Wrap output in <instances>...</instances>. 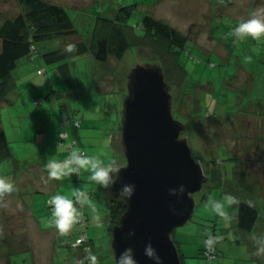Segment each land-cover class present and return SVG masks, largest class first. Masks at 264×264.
I'll use <instances>...</instances> for the list:
<instances>
[{"label":"rangeland","instance_id":"374dc122","mask_svg":"<svg viewBox=\"0 0 264 264\" xmlns=\"http://www.w3.org/2000/svg\"><path fill=\"white\" fill-rule=\"evenodd\" d=\"M52 1L66 7L78 32L66 38L36 43L38 50L19 60L13 71L16 86L8 99L0 103V126L6 131L14 153L12 158L0 163V176L6 177L10 183L17 182L15 185L18 186L12 196L0 200V242L10 238V245L5 246L6 252L18 251L11 255L13 264H43L40 258L48 253V245L52 243L55 244L56 264L75 261L79 264L86 257L90 260L91 255L97 257L96 264H116L107 204L112 197L111 190L90 181L89 173L83 170L80 180L75 173L54 180L48 179L43 167L17 168L13 162L36 161L33 156L40 151L49 153L46 154L47 160L66 159L68 144H60L56 141L58 136L51 135L61 129H68L71 137L78 136L89 156H98L107 163L111 159L118 160L117 150L125 158L120 127L128 74L137 63H155L153 51L134 47L122 58L111 55L106 62L90 52L74 55L69 58L77 83L73 89L60 75L57 65L47 63L42 54L59 48L66 41L89 42L95 16L99 13L108 16V8L115 10L122 5L138 3L130 18L132 24L139 22L146 13L155 15L160 10L165 18L169 11L165 4L156 10L154 5L158 0ZM176 1L182 2L181 9L185 8V0ZM21 11L16 0H0V25ZM259 13L264 14V11ZM234 21L228 14L222 24L216 22L219 29L216 40L196 38L209 48L190 38L186 48L179 51L178 59L184 74L180 72L173 76L164 69L169 84L182 83L171 86L173 114L185 123L182 136L188 138L193 156L202 163L207 177L203 188L194 194L196 206L191 218L171 234L178 242L175 241L180 255L187 260L181 264H206V259L198 254V247L203 245L202 237L200 240L193 237L195 230L201 227L215 229V236L219 237L216 244L222 254L217 264H264V252H258V248L264 245V108L250 104L246 112L240 111L250 100L256 105H264V38L259 41L252 37L237 39L230 35L235 27ZM194 30L198 29L195 27ZM219 43L228 47V53ZM247 66H252V70ZM44 67L46 71L38 73V69ZM36 98L41 103L36 104ZM63 110L70 115L64 126L61 124ZM75 117L82 119L81 129L70 125L71 118L74 120ZM58 145L64 150L57 149ZM29 153L31 156H27ZM42 162L45 165L48 161L39 160L40 164ZM121 163L124 165L126 160ZM77 189L84 192L96 210L93 212L86 203L85 227L77 222L67 234L60 235L49 224L51 208L54 207L49 200L57 193L71 196ZM228 195L235 197L236 202L229 204ZM210 199L222 201L225 215L212 210ZM241 200L257 206L262 215L257 228L259 240L252 243L256 251L249 248L248 232L236 223L226 226L230 223L232 209L235 219ZM30 215L37 219V227L32 224ZM86 232L90 238L84 246L75 244L76 236ZM26 238L32 242L29 249H26ZM256 256L261 257V263ZM5 257L0 250L1 264H4Z\"/></svg>","mask_w":264,"mask_h":264},{"label":"water","instance_id":"95a60500","mask_svg":"<svg viewBox=\"0 0 264 264\" xmlns=\"http://www.w3.org/2000/svg\"><path fill=\"white\" fill-rule=\"evenodd\" d=\"M185 123L173 114L171 85L157 63H137L128 74L123 102L121 138L126 163L111 194L134 184L128 208L112 229L115 261L126 248L136 264H157L145 255L151 243L160 264H181L182 256L171 234L191 218L196 198L207 180L202 163L182 136ZM184 191L171 194L172 188ZM128 232L134 233L131 237Z\"/></svg>","mask_w":264,"mask_h":264},{"label":"trees","instance_id":"16d2710c","mask_svg":"<svg viewBox=\"0 0 264 264\" xmlns=\"http://www.w3.org/2000/svg\"><path fill=\"white\" fill-rule=\"evenodd\" d=\"M16 1L21 6L22 11L14 18H6L0 25V103L8 99V95L16 86L13 78V71L17 67L19 60L26 56L33 55V53L38 50L36 43L55 38H66L78 32L71 15L61 3L52 0ZM137 6V3L122 5L116 9L115 15L112 17L100 13L97 14L90 33L89 42L86 40H79L77 42L68 41L59 48L44 52L42 58L47 63L57 65L60 75L66 81L70 89L76 88L77 83L72 72L69 58L77 54L89 52L98 60L106 62L111 55L116 58H122L129 49L134 47L148 48L153 51L156 57L154 62L160 64L169 74L172 73L173 76L178 73L180 74V72L184 74L185 70L182 68L183 66L178 59L179 51L186 48L190 38H192V33L182 32L169 22L148 13L141 17L139 22L132 24L130 18ZM71 45L76 46L77 52H67V48ZM45 71V67L38 69V73H43ZM175 84L182 85V83L179 82H174L170 85L174 86ZM100 92L102 91L100 90ZM35 100L36 104L41 103L37 98ZM250 104H252L251 101L244 103L246 107L240 108V111L246 112ZM252 105L256 108H261L259 104ZM68 119H70L69 113L63 110L61 124L64 126L66 123L65 120ZM70 121V125L74 128H82L83 122L81 118L75 117L74 120L71 118ZM66 130L68 129H61V131L57 133L58 137L56 141H59L60 144L64 142V145L68 144V152L72 149H77L79 152L84 151V155H87L85 147L79 142V137L76 135L71 137ZM13 155L12 146L6 131L0 128V163L8 160V158H12ZM13 164L15 167L17 166V168L26 169L30 167V162L28 163L27 161L20 162L15 160ZM81 174L82 170L79 175L75 174V177L80 180ZM229 186L230 184H228V187ZM244 200L250 201L249 199ZM244 200H241L238 204L236 222L235 219H230V223L226 226H231L236 223L240 229L249 233L250 236L248 240L252 238L250 240L251 244V242L255 241V239L258 238L257 236H259L257 228L262 215L257 206ZM107 204L111 219V229H113V226L119 223L121 216L126 212L128 205L124 198L120 196L109 197ZM77 206L84 215H86V203L82 205L78 204ZM232 211L230 213L231 217L234 213H232ZM86 224L87 216H85L84 226H81L85 227ZM195 231L193 237H195V239L198 238V240H200L199 237H202L203 243L202 247H199L201 251H199L198 254L206 259V264H217L222 254L220 246L217 245L215 241L214 244L211 245L213 251L208 255L206 253L207 245L205 243L209 234L214 238L216 237L215 229L206 230L201 227ZM175 241L177 242V240ZM251 247L253 251H256L253 245H251ZM182 259L184 262L183 256ZM85 261H88L87 257ZM72 264L78 263L75 261Z\"/></svg>","mask_w":264,"mask_h":264},{"label":"clouds","instance_id":"9594fccd","mask_svg":"<svg viewBox=\"0 0 264 264\" xmlns=\"http://www.w3.org/2000/svg\"><path fill=\"white\" fill-rule=\"evenodd\" d=\"M249 15L250 18L239 22L232 29L230 35L241 40L247 37H252L259 41L261 38H264V14L253 11ZM67 52H77L76 46H69ZM58 147H60L61 150H64L62 146L58 145ZM43 167L47 170L48 179L54 180H61L63 177L74 173L79 175L81 170L86 171L89 173L88 179L90 181L99 185L101 188L110 191L120 179V172L124 165L115 159H111L105 163V161L98 156L82 155L79 150L72 149L66 159L61 161L55 158H50ZM16 190L17 188L14 183H10L6 177L0 176V200L12 196ZM169 191L171 194L177 195L184 191V187L181 185L179 189L172 188ZM134 192V184H124L117 195L125 199H131ZM226 199L229 204L236 202L235 197H232L231 195H228ZM85 203H87L88 206L92 208L93 212H95V205L90 199L85 197L83 191L77 189L71 194V196L57 193L49 200V204L54 206L51 208L52 215L49 224L54 226L60 235L67 234L81 219L82 213L77 205ZM209 205L213 211L220 215H225L222 211V201L210 199ZM133 234L134 233L132 232H128L127 236L131 237ZM216 239H219V237L214 238L209 234L205 243L207 246H211ZM258 252H264V245H261L258 248ZM145 255L149 258L155 259L157 264H160L161 257L157 255L156 250L151 243L145 247ZM90 260L91 264H96L97 257L91 255ZM117 264H136L134 250L132 248H126L117 259Z\"/></svg>","mask_w":264,"mask_h":264},{"label":"crops","instance_id":"0c3cea01","mask_svg":"<svg viewBox=\"0 0 264 264\" xmlns=\"http://www.w3.org/2000/svg\"><path fill=\"white\" fill-rule=\"evenodd\" d=\"M185 1H186L185 8L181 9V6H182L181 1L158 0L155 3L154 8H156V10H157V8L159 6L165 4L166 9L169 11V14H167L165 18H162L161 15L163 14V12H161L159 10L158 13L155 14L154 16L161 18L163 20L165 19L167 22H169L171 25L175 26L177 29L181 30L182 32L185 31V32L192 33V38L195 40V42L198 45L203 46L204 48H209V46H207L206 44H203L204 42L203 43L198 42L196 38L200 37V38H204V39L207 38V39L216 40L218 37L217 32L219 31V29L217 28V26L215 24H217V23L222 24L221 22L224 21L225 15L229 14V15L233 16V20H236V21H234L235 22L234 26H236L242 20L249 19L250 18L249 14L251 12H253V11H257V12L264 11V0H185ZM137 5H139V4L137 3ZM107 11H108V15L110 17H112L115 15L116 9L114 10L113 8H108ZM185 26H187L188 28L186 29ZM195 27H196V29H198L197 31L194 30ZM66 42H63V44H65ZM219 44L221 46H223L222 48H224V49L226 47L225 52L228 53V50H227L228 47L226 45L224 46L221 43H219ZM217 52L225 53L222 50H217ZM247 68H248V70H252V66L251 67L247 66ZM250 101H252V100H250ZM254 103L255 102L252 101V104H254ZM259 105L261 108H264V105H262L261 103H259ZM0 128H1V126H0ZM42 131H44V130L42 129ZM39 133H42V132H39ZM117 134L118 133H116V136H117ZM51 135L54 137H57L58 134H56V132H54V133H51ZM112 144H113V142H112ZM44 148L45 147H43V149ZM113 148H114V146H113ZM57 149H59V147ZM46 154H49V153L42 152V151L38 152L36 155L33 156V158L36 161L28 160L30 162L29 166L31 168L37 167V166L43 167L44 166L43 162H42V164H40L39 160L43 159V161H45V160L48 161ZM27 156H31V153H29ZM116 158H118L117 161H119V162L125 161V158L117 150H116ZM16 188H18V186H16ZM18 190L21 191V190H23V188H19ZM29 214L30 213H28L27 215H29ZM234 216H235V222H236L237 212H235ZM229 217H230V219H234L231 216H229ZM29 218L30 219L32 218L31 219L32 224H34L37 227V223H38L37 219L35 220L32 217V215H30ZM225 222H226V220H225ZM10 243H11L10 238L9 239L5 238L4 243L0 242V250H3L4 254L6 255L4 264H13L12 260H11V255L18 252V251H14V252L13 251H7L6 252L7 248L5 246L8 247L10 245ZM252 243H254V241H252L250 246H249V248L251 250H252L251 245H253ZM25 245L28 246L26 249H29L32 247V242L31 241L29 242V240L26 238ZM38 245H40V244L38 243ZM33 246H35L34 243H33ZM54 249H55L54 243L48 245V253L43 254L41 256V258H40L41 263H43V264H56L55 258H54ZM198 250L201 251L200 249H198ZM254 257H255V254H254ZM256 257L258 259L260 258L259 261L261 263L262 262L261 257H258V256H256ZM184 262L186 263L187 260H184ZM182 263H183V259H182Z\"/></svg>","mask_w":264,"mask_h":264},{"label":"built area","instance_id":"2783aa9c","mask_svg":"<svg viewBox=\"0 0 264 264\" xmlns=\"http://www.w3.org/2000/svg\"><path fill=\"white\" fill-rule=\"evenodd\" d=\"M80 153L82 155H84V151H80ZM82 215H81V219L79 220V222H81L82 224L85 223V215L84 213L81 211ZM89 239V236L86 234V233H81L77 238H76V242L75 244L77 245H83L86 243V241ZM79 241V243H78ZM213 251V247L212 246H207V250H206V253L208 255H210ZM87 253V252H86ZM88 253H90L89 251V248H88ZM88 259V258H87ZM79 264H91V260L88 259V261H83V262H80Z\"/></svg>","mask_w":264,"mask_h":264}]
</instances>
